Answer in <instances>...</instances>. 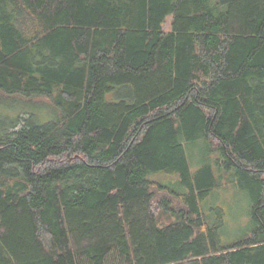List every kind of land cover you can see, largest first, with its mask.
I'll list each match as a JSON object with an SVG mask.
<instances>
[{
  "label": "trees",
  "instance_id": "1",
  "mask_svg": "<svg viewBox=\"0 0 264 264\" xmlns=\"http://www.w3.org/2000/svg\"><path fill=\"white\" fill-rule=\"evenodd\" d=\"M0 264H264V0H0Z\"/></svg>",
  "mask_w": 264,
  "mask_h": 264
},
{
  "label": "rangeland",
  "instance_id": "2",
  "mask_svg": "<svg viewBox=\"0 0 264 264\" xmlns=\"http://www.w3.org/2000/svg\"><path fill=\"white\" fill-rule=\"evenodd\" d=\"M171 18H168L165 24V30L170 29ZM44 101V100H42ZM17 105L12 102H5L1 105V114L5 116H16L24 110L37 111L39 108L32 106H22L23 101H16ZM187 154L191 162L192 169L196 171L201 167L207 156L211 155L208 151L206 143L198 142L187 145ZM213 158L214 156L211 155ZM151 180L158 181L165 185L173 186L179 183L177 176L165 173L150 174ZM222 187L215 190L204 202L203 205L207 211L215 207H220L225 212V226L223 229V240L229 242L235 237L243 234L249 229L250 218V199L247 191L240 189L235 183L228 181L227 178L222 179ZM175 220L170 213L165 211L158 212V224L160 226L167 225ZM249 226V227H248Z\"/></svg>",
  "mask_w": 264,
  "mask_h": 264
}]
</instances>
